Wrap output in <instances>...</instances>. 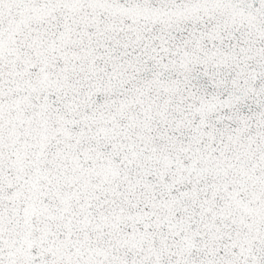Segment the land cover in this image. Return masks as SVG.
Returning a JSON list of instances; mask_svg holds the SVG:
<instances>
[{"label":"snow or ice","instance_id":"obj_1","mask_svg":"<svg viewBox=\"0 0 264 264\" xmlns=\"http://www.w3.org/2000/svg\"><path fill=\"white\" fill-rule=\"evenodd\" d=\"M0 264H264V0H0Z\"/></svg>","mask_w":264,"mask_h":264}]
</instances>
